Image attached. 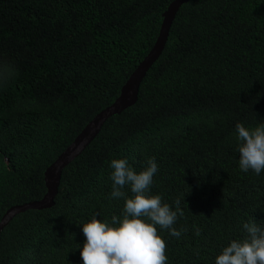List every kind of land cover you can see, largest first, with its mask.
Here are the masks:
<instances>
[{"label":"trees","instance_id":"obj_1","mask_svg":"<svg viewBox=\"0 0 264 264\" xmlns=\"http://www.w3.org/2000/svg\"><path fill=\"white\" fill-rule=\"evenodd\" d=\"M173 1L0 0V220L43 198L46 169L118 98ZM236 122H264V0H189L137 101L64 168L54 205L2 229L0 264H82L79 225L123 208L113 157L136 170L154 157L151 193L181 201L166 264H214L242 222L264 226V171L239 169Z\"/></svg>","mask_w":264,"mask_h":264},{"label":"clouds","instance_id":"obj_2","mask_svg":"<svg viewBox=\"0 0 264 264\" xmlns=\"http://www.w3.org/2000/svg\"><path fill=\"white\" fill-rule=\"evenodd\" d=\"M235 148L238 167L256 175L264 171V122L247 127L235 123ZM110 198H123L119 215L98 218L92 215L79 225L84 239L79 251L82 264H166L163 230L179 238L184 228L177 229L178 216H183L181 201L170 205L161 195L150 191L158 170L154 157H149L139 170L126 157H113ZM127 186L131 195L123 189ZM158 229L160 230L158 232ZM242 235L231 239L214 257V264H264V226L254 221L241 223Z\"/></svg>","mask_w":264,"mask_h":264},{"label":"water","instance_id":"obj_3","mask_svg":"<svg viewBox=\"0 0 264 264\" xmlns=\"http://www.w3.org/2000/svg\"><path fill=\"white\" fill-rule=\"evenodd\" d=\"M189 0H174L163 14V21L157 40L145 58L123 85L118 98L108 107L94 116L70 145L48 166L45 171L46 193L42 199L15 205L9 208L0 220V232L13 217L28 209H43L54 205L55 196L64 168L77 158L84 149L97 137L109 117L121 113L138 99L139 87L148 70L161 55L170 32V28L181 5Z\"/></svg>","mask_w":264,"mask_h":264}]
</instances>
